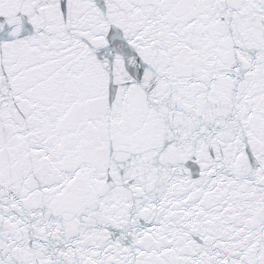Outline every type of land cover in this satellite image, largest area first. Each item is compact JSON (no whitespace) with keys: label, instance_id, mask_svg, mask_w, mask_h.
I'll use <instances>...</instances> for the list:
<instances>
[{"label":"snow or ice","instance_id":"6c2138e0","mask_svg":"<svg viewBox=\"0 0 264 264\" xmlns=\"http://www.w3.org/2000/svg\"><path fill=\"white\" fill-rule=\"evenodd\" d=\"M0 264H264V0H0Z\"/></svg>","mask_w":264,"mask_h":264}]
</instances>
